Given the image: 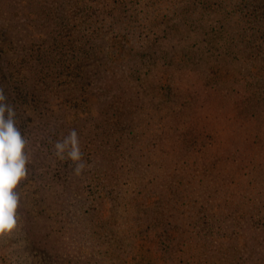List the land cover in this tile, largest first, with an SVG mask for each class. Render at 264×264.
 I'll return each instance as SVG.
<instances>
[{
  "label": "trees",
  "instance_id": "trees-1",
  "mask_svg": "<svg viewBox=\"0 0 264 264\" xmlns=\"http://www.w3.org/2000/svg\"><path fill=\"white\" fill-rule=\"evenodd\" d=\"M190 35L192 55L167 47ZM263 61L264 0H0V87L31 155L21 185L36 210L61 212L67 182L76 201L72 237L67 220L51 237L20 194L25 231L0 239V264L11 240L23 263L64 264L72 243V264H264ZM73 129L90 155L79 177L54 149Z\"/></svg>",
  "mask_w": 264,
  "mask_h": 264
},
{
  "label": "clouds",
  "instance_id": "clouds-1",
  "mask_svg": "<svg viewBox=\"0 0 264 264\" xmlns=\"http://www.w3.org/2000/svg\"><path fill=\"white\" fill-rule=\"evenodd\" d=\"M54 149L60 161L72 162L69 167L74 176L83 174L86 162L74 129L57 140ZM30 163L29 141L17 126L16 110L0 87V239L14 234L20 227L18 188L28 178Z\"/></svg>",
  "mask_w": 264,
  "mask_h": 264
},
{
  "label": "rangeland",
  "instance_id": "rangeland-1",
  "mask_svg": "<svg viewBox=\"0 0 264 264\" xmlns=\"http://www.w3.org/2000/svg\"><path fill=\"white\" fill-rule=\"evenodd\" d=\"M256 26H251V29H254ZM187 39H178L176 37H171L167 40V47L172 49L173 47H176L178 50H180L179 52H177L180 55H184L183 57H185L186 55H192L193 54V45L196 42L195 37H192V35L186 37ZM125 48L128 51L134 52V48L131 45H126ZM124 47H122L121 50L126 51ZM193 48V49H192ZM171 51V50H170ZM119 55L122 54L121 51L119 50ZM131 54V53H130ZM130 54L127 56V59H129V61H131L130 63H132V61L135 62V58H137L138 53H134L132 56H130ZM131 57V58H130ZM183 60V58H182ZM250 63V61H249ZM251 66V63H250ZM252 70L250 71L251 73H253L256 77H258L259 79H261V81L264 80V61L262 62L261 65L258 64H253L252 65ZM232 77L234 78L233 80L236 81V76L232 73ZM231 77V78H232ZM232 80V79H231ZM233 86L237 87V88H249L250 85H245V82H240L238 84H233ZM52 99V109L54 111L57 112V108L54 106L56 104V102H58V99ZM39 100V99H38ZM83 154V161L86 162V165L88 164V160H90V155L88 152H82ZM43 154H40V157H43ZM49 157H43V160L45 161V164L47 167H49L50 169L52 168V162L48 159ZM47 167L43 168V172L48 173ZM89 167V165H88ZM86 166L85 169L88 168ZM53 170V169H52ZM72 176V175H70ZM47 184V188L46 189H53L55 188V183L54 181H52L51 176L47 174L46 178L43 180V184ZM69 185V189L67 191V198H66V203L64 205V209L61 212H58L55 209V205L53 204V202L51 201H44L43 203H41V206H39L40 204H38V209H35V195L33 197V195H31L30 193V188L23 185H20L18 188V191H20L19 193L21 195H26L27 193L29 194V202H28V206L31 207V214L32 216L36 219L37 221V225L36 228L38 229V231H40L43 235L46 234H50L51 237H53L54 235H57L59 232H64L65 229H63L62 227V222L67 220V224L70 226L71 230L68 232V234L72 237V222H74L72 219V214L74 213V204L76 203V201L74 200V198H72L73 195V191L74 189L72 188V185H70V182H67ZM52 184V185H51ZM29 191V192H28ZM84 195V194H83ZM79 197H81L78 194ZM26 196L24 197V199H22V202L27 205V201H26ZM46 202V203H45ZM51 202V203H49ZM45 203V204H44ZM39 210V211H38ZM18 231L24 232L25 229L22 226V223L20 222V227L18 229ZM12 243H15L12 247L5 249V251H13L16 252V258L12 261V264H41L40 262L38 263L37 260H34L32 256H30V254L27 252L26 250V254L28 255V257L24 260L22 258H18L17 255L19 254V251L21 246L23 245V243H21L20 241H16V240H11ZM13 249V250H12ZM69 252L71 253L69 256L66 257L65 259V263L64 264H72V243L70 244V248ZM1 253H3V251H1Z\"/></svg>",
  "mask_w": 264,
  "mask_h": 264
}]
</instances>
